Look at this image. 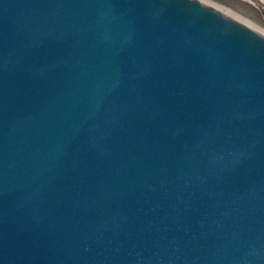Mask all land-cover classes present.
<instances>
[{
    "label": "water",
    "instance_id": "95a60500",
    "mask_svg": "<svg viewBox=\"0 0 264 264\" xmlns=\"http://www.w3.org/2000/svg\"><path fill=\"white\" fill-rule=\"evenodd\" d=\"M0 264H264V35L201 0H0Z\"/></svg>",
    "mask_w": 264,
    "mask_h": 264
},
{
    "label": "rangeland",
    "instance_id": "374dc122",
    "mask_svg": "<svg viewBox=\"0 0 264 264\" xmlns=\"http://www.w3.org/2000/svg\"><path fill=\"white\" fill-rule=\"evenodd\" d=\"M213 4H218L229 12H236L251 21L254 25L259 22V18L264 17V7L253 3V0H208ZM255 29V28H254Z\"/></svg>",
    "mask_w": 264,
    "mask_h": 264
},
{
    "label": "bare ground",
    "instance_id": "6f19581e",
    "mask_svg": "<svg viewBox=\"0 0 264 264\" xmlns=\"http://www.w3.org/2000/svg\"><path fill=\"white\" fill-rule=\"evenodd\" d=\"M205 3H207L208 5L218 9L219 11L245 23L246 25L252 27L253 29L255 28V30H257L258 32L262 33L264 35V17L259 18V22H257L256 24H258V26L254 25L251 21H249L248 19H246L245 17L239 15L236 12H229L227 10H225L224 8H222L221 6H219L218 4H213L211 2H209L208 0H201ZM257 3L259 6H263L264 7V0H253V3Z\"/></svg>",
    "mask_w": 264,
    "mask_h": 264
}]
</instances>
